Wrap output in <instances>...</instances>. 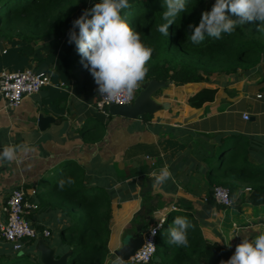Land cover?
<instances>
[{"label": "crops", "instance_id": "crops-1", "mask_svg": "<svg viewBox=\"0 0 264 264\" xmlns=\"http://www.w3.org/2000/svg\"><path fill=\"white\" fill-rule=\"evenodd\" d=\"M65 44L64 39L38 42L39 63L17 59L14 47L0 43V72L40 69L38 72L51 74L52 82L25 97L15 109H8L0 98V151L5 145L22 146L15 160L0 165V224L5 221L3 208L10 192L22 186L26 201L38 206L28 221L38 232H50L44 241L55 249L54 259H59L70 250L60 245L61 240H51L53 231L61 235L72 220L53 192L64 176L80 167L86 187L102 188L111 204L109 255L104 264L114 259L113 252L138 224L136 211L141 206L152 209V200L156 208L148 228L164 218L168 233V221L187 216L206 241L233 252L242 238L253 239L264 231V214L254 215L247 202L250 186L231 192V208L206 201L210 194L207 173L221 156L223 140L240 139L246 146L248 162L259 168L264 165V57L246 73L215 74L203 82L182 86L166 83V88L151 97L159 110L145 115L146 119L128 120L111 116L108 109L96 110L94 102L99 93L95 96L83 90L77 70L75 79L66 76L64 61L59 60ZM58 83H64L66 89L54 86ZM200 99L204 102L199 107L192 106ZM244 114L249 120L243 119ZM40 115L53 118L43 130L38 127ZM165 164L172 178L163 185L153 182L151 191L143 194L147 185L141 187L139 179L150 178ZM39 239L22 250L38 260L35 246ZM11 248L0 238V252L14 253ZM173 263L197 261L179 257Z\"/></svg>", "mask_w": 264, "mask_h": 264}, {"label": "trees", "instance_id": "trees-1", "mask_svg": "<svg viewBox=\"0 0 264 264\" xmlns=\"http://www.w3.org/2000/svg\"><path fill=\"white\" fill-rule=\"evenodd\" d=\"M98 2L99 0H0V43L14 47L17 59L38 60L40 63L42 60L38 58L40 55L35 49L37 43L64 39L65 48L58 57L64 61L66 76L75 79L74 71L77 70L83 90L96 96L97 85L88 69L83 66L86 61L82 63L75 44L68 43V33L72 22L85 9H90ZM128 3L130 7L124 9L121 15L133 30L141 34L142 43L152 49V57L146 65L149 71L143 80L145 82H164L176 86L200 83L215 74L246 73L257 67L264 57V30H258L259 21L246 22L238 26L231 35L222 34L221 39L205 36L199 45L191 43L189 37L192 33L188 25H198L201 13L210 11L215 0H186L185 11L169 26L167 36L158 31V27L166 23L162 17L164 0H128ZM76 31L78 33V29ZM203 102L204 99H200L192 103V106L199 107ZM226 140H223L219 149L221 156L217 159V164L212 165L207 173L209 203L215 205L211 193L217 186L228 189L230 197L233 190L250 186L251 193L247 202L255 207L264 206V165L259 168L248 162L246 146L240 139ZM67 178H71L72 183H68ZM62 179L65 184L62 188L56 184L54 199L65 207L69 217L75 215L71 219L72 224L60 235V245L71 250L67 264H104L109 255V225L112 219L108 194L100 187H86L85 173L80 167ZM87 192L90 193L86 194ZM189 222L191 227L188 229L187 247L167 244L168 233H165V227L162 226L157 236L156 252L149 264H174V259L179 257L194 258L197 264H220L234 253L217 242L206 241L194 221ZM34 242L35 240L26 242L24 250ZM0 264L41 263L38 258L30 257L25 251H3L0 252Z\"/></svg>", "mask_w": 264, "mask_h": 264}, {"label": "clouds", "instance_id": "clouds-1", "mask_svg": "<svg viewBox=\"0 0 264 264\" xmlns=\"http://www.w3.org/2000/svg\"><path fill=\"white\" fill-rule=\"evenodd\" d=\"M129 7L128 0H99L72 22L68 33V43L75 44L82 63L86 61L83 66L93 77L97 92L107 101L121 95L131 98L149 71L146 65L152 57V49L142 43L141 34L121 15ZM164 7L162 17L166 23L160 25L158 31L167 36L169 26L185 11L186 0H164ZM253 21L260 22L259 31L264 30V0H215L210 11L201 13L198 25H188L192 33L189 39L193 45H199L205 36L221 39L222 34L231 35L238 26ZM21 148L5 145L0 151V165L15 160ZM151 176L156 184L163 185L172 178V173L165 164ZM67 182L72 183L71 178H67ZM64 184L63 179L58 182L61 188ZM190 227L186 217H174L167 229V244L187 247ZM155 231L152 230L153 235ZM108 264H125V261L115 256ZM220 264H264V231L253 239L242 238L230 258Z\"/></svg>", "mask_w": 264, "mask_h": 264}, {"label": "built area", "instance_id": "built-area-1", "mask_svg": "<svg viewBox=\"0 0 264 264\" xmlns=\"http://www.w3.org/2000/svg\"><path fill=\"white\" fill-rule=\"evenodd\" d=\"M51 85V74L49 72H35L31 69L15 71L2 70L0 72V98L5 102L8 109L17 108L25 97L36 94L42 88ZM54 86L60 89H66L64 83H58ZM138 92L139 87L135 90L131 98H128L126 95H121L111 101L105 100L98 94L94 102V108L104 112L112 104L130 106L133 104ZM243 119L247 121L249 120V116L244 114ZM249 190L247 189V191ZM211 199L215 205L222 208H231L233 205L229 190L221 186L213 189ZM37 208L38 206L36 204L26 201V192L22 186L10 192L3 208L5 221L0 224V238L5 243L10 244L13 251L21 252L24 244L31 240L38 238L47 239L50 237L48 230L38 232L37 229L31 226L27 219L28 215ZM173 209L175 210V208ZM163 221H165L164 218L150 225L144 233L143 245L130 257L129 262L125 264H149L151 262L156 252L158 232L162 228L159 224ZM153 229L156 230L154 235L152 232Z\"/></svg>", "mask_w": 264, "mask_h": 264}, {"label": "water", "instance_id": "water-1", "mask_svg": "<svg viewBox=\"0 0 264 264\" xmlns=\"http://www.w3.org/2000/svg\"><path fill=\"white\" fill-rule=\"evenodd\" d=\"M168 85L164 82L156 81H146L142 84L140 92L136 95L135 100L132 105H110L108 107V112L111 116L122 117L128 120H137L145 115H153L159 106L155 104L152 100V95L156 93L161 88H166ZM38 127L43 130L47 123L53 122L52 117H43L42 115L38 118ZM141 187L144 183L147 187L143 190V194L151 191V184L154 182V178L144 180L139 179ZM150 204L153 206L152 209H146L145 206H141L135 213L137 217L138 224L132 226L133 230L131 234H128L121 248L113 252L115 256L121 257L125 263L129 262L130 257H132L137 250L143 245L144 233L147 231L148 223L151 222V216L155 213V200H152ZM36 251L39 254V261L41 264H67L68 259L71 256V250L62 255L59 259H54L55 249L50 248L46 245L43 238L39 239L35 246Z\"/></svg>", "mask_w": 264, "mask_h": 264}, {"label": "rangeland", "instance_id": "rangeland-1", "mask_svg": "<svg viewBox=\"0 0 264 264\" xmlns=\"http://www.w3.org/2000/svg\"><path fill=\"white\" fill-rule=\"evenodd\" d=\"M263 39H264V36H263ZM54 181H55V177L53 178V183H54ZM88 193H90V192H87L86 194H88ZM239 206V205H238ZM251 209H253V214L254 215H257V214H259V213H262V214H264V206H260V207H250ZM243 212H244V210H245V208L243 207L242 209H241ZM74 216L75 215H71L70 216V218L72 219V218H74ZM188 220H190V218L189 217H187V216H185ZM171 223H172V221H168V224H167V228L169 227V225H171ZM61 239V236H60V233L57 231H53V235H52V241H59Z\"/></svg>", "mask_w": 264, "mask_h": 264}]
</instances>
